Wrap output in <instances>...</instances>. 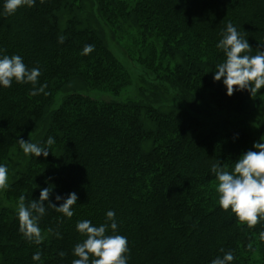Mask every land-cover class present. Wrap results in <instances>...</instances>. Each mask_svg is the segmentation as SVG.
Returning <instances> with one entry per match:
<instances>
[{
	"label": "trees",
	"instance_id": "16d2710c",
	"mask_svg": "<svg viewBox=\"0 0 264 264\" xmlns=\"http://www.w3.org/2000/svg\"><path fill=\"white\" fill-rule=\"evenodd\" d=\"M229 21L251 54L264 48V0H36L11 15L0 0V55L18 53L42 73L36 85L0 87V163L9 169L2 195L11 205L0 206V264H72L86 239L77 221L110 224L109 209L128 238L129 264H210L227 251L232 264H264V220L249 227L222 209L211 172L216 162L231 171L255 141L213 125L252 97L228 96L212 78ZM115 31L140 47L136 96L123 97L133 80L107 43ZM86 44L94 50L83 55ZM41 84L47 95H30ZM20 138L49 155H25ZM48 185L57 205L56 193L79 199L71 218L46 205L37 244L19 231L18 201L38 199Z\"/></svg>",
	"mask_w": 264,
	"mask_h": 264
},
{
	"label": "clouds",
	"instance_id": "9594fccd",
	"mask_svg": "<svg viewBox=\"0 0 264 264\" xmlns=\"http://www.w3.org/2000/svg\"><path fill=\"white\" fill-rule=\"evenodd\" d=\"M36 0H3V11L7 15L14 14L21 7H33ZM63 42V37H60ZM216 47L223 51L225 59L215 65L213 81L221 82L228 96L235 92L248 91L253 97L260 89L264 88V48H259L256 54H251L252 45L249 40L241 35L237 27L229 21L222 33V38ZM94 50L93 44H86L82 54L88 55ZM39 67L29 68L24 62V57L18 53L0 55V87L9 88L13 80L17 83H31L36 85L41 76ZM46 84L34 87L30 93L36 96L40 93L47 95ZM239 137V133L235 134ZM19 140V147L25 155L39 157L49 155V149L23 138ZM48 146L55 143V138L49 136L46 141ZM218 184L216 192L219 197V206L224 210H231L241 222H246L249 227L255 226L264 220V139L253 141L252 147L242 151L235 160L231 171L219 162L211 165ZM9 169L4 163H0V190L8 187ZM54 188L42 187L38 199L25 203L26 196L21 195L18 201L17 217L19 231L23 236L37 244L44 239L39 220L46 214V205L57 212L71 218L74 215L72 206L77 203L79 197L75 191L65 195L55 194L56 201H62L57 205L51 200ZM47 201V204L45 203ZM110 224L92 223L91 220H79L76 230L86 236L83 242L74 246L73 254L78 257L72 264H129L130 252L128 238L117 232L118 222L116 213L109 209L106 212ZM111 228V235L106 234ZM59 236V233H57ZM264 238V233H261ZM223 251V250H222ZM90 254L95 259L90 260ZM64 255L63 252L60 253ZM32 259L39 261L41 253H33ZM235 256L232 251L224 252L211 260L210 264H232Z\"/></svg>",
	"mask_w": 264,
	"mask_h": 264
},
{
	"label": "rangeland",
	"instance_id": "374dc122",
	"mask_svg": "<svg viewBox=\"0 0 264 264\" xmlns=\"http://www.w3.org/2000/svg\"><path fill=\"white\" fill-rule=\"evenodd\" d=\"M88 1L84 0L85 4ZM111 35V33L106 35L107 43L110 44L111 49L115 51L121 62L128 68L133 80L123 91V97L127 95L136 96L137 90L140 89L139 78L142 77L137 53L140 47L133 43V37L125 36L121 31L118 33L115 31L116 41L115 38L112 41ZM213 125L222 130L245 133L255 141L259 140L260 137L264 139V93H259L248 99L239 111L232 110L219 113ZM12 159H18L17 153L13 155ZM4 205L11 206L4 200L2 190H0V206Z\"/></svg>",
	"mask_w": 264,
	"mask_h": 264
}]
</instances>
